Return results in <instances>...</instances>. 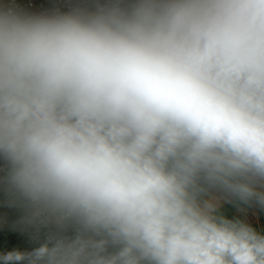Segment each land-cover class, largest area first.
Listing matches in <instances>:
<instances>
[{
  "label": "clouds",
  "instance_id": "1",
  "mask_svg": "<svg viewBox=\"0 0 264 264\" xmlns=\"http://www.w3.org/2000/svg\"><path fill=\"white\" fill-rule=\"evenodd\" d=\"M0 264H264V0H0Z\"/></svg>",
  "mask_w": 264,
  "mask_h": 264
}]
</instances>
